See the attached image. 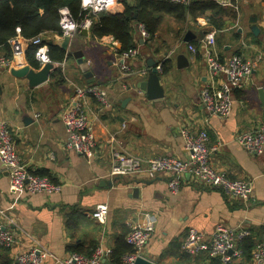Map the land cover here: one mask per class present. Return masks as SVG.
I'll use <instances>...</instances> for the list:
<instances>
[{"label":"crops","instance_id":"crops-1","mask_svg":"<svg viewBox=\"0 0 264 264\" xmlns=\"http://www.w3.org/2000/svg\"><path fill=\"white\" fill-rule=\"evenodd\" d=\"M236 21L216 32L203 18L188 19L178 35L175 24L166 22L153 40H142L135 24L131 35L138 56L131 61L133 71L147 68L150 60L167 63L160 76L164 95L148 100L138 84L148 77L139 74L124 76L119 72L118 42L111 37L93 39L78 34L75 40L84 42L83 54L90 67L93 83H88L71 57L62 64L53 63L48 80L30 87L27 78L12 76L11 70L29 66L25 55L19 65L0 74V122L11 128L16 152L33 175L46 176L61 186L57 194L29 195L21 192L15 198L8 195V175L0 164V227L16 235L12 249H0V264H13L12 257L31 246H41L57 258L76 252L89 255L101 244L114 248L124 240L143 214L155 221V230L143 253L153 264H220L207 253L189 256L180 245L188 228L209 237L218 224L233 231L250 233L252 247L264 242V153L251 156L235 140L242 132L254 130L264 123V0H238ZM124 8L116 4L107 13L121 14ZM254 18L255 23H250ZM166 24H169L166 26ZM255 26L258 31L252 32ZM215 32L214 52L220 60L239 55L245 60H257L256 67L244 87L233 93L230 115L224 119L207 116L200 101L206 85L217 86L220 77L210 78L199 52V41ZM54 36H49L48 43ZM188 41V42H186ZM26 48V43L22 41ZM198 48L196 54L188 46ZM11 46L0 48V57L9 56ZM70 64L69 62H71ZM185 61V62H182ZM70 64V66H69ZM184 64V67H181ZM68 65V66H67ZM96 85L106 93L108 108L89 105L92 130L100 156L92 160L65 149L67 139L59 119L74 86ZM206 131L210 146H219L211 156V165L229 179L244 180L252 185L247 201L224 195L191 182L188 175L177 194H171L167 177L153 180L138 177H109L111 150L142 160L171 156L187 159L180 129ZM108 207L104 224L91 217L96 206ZM43 264H54L46 260ZM231 264H252L249 253Z\"/></svg>","mask_w":264,"mask_h":264},{"label":"built area","instance_id":"built-area-1","mask_svg":"<svg viewBox=\"0 0 264 264\" xmlns=\"http://www.w3.org/2000/svg\"><path fill=\"white\" fill-rule=\"evenodd\" d=\"M124 0H81V10L85 12L82 21L77 22L67 9L59 11L60 35L44 33L32 39L30 44L37 46L34 58L39 67L53 63L48 56L49 36L74 38L80 30L90 31L92 20L90 16L101 12L110 11L116 4ZM132 2L135 0H125ZM171 4L189 5L193 0H165ZM224 8L237 12V2L232 0H212ZM141 39L148 40L149 36L143 25L138 27ZM11 57H0V74L20 64L18 59L25 54V48L20 38L9 42ZM215 32L206 34L199 41V52L204 60L210 78L220 77L217 86L206 85L200 92V101L207 116L220 119L228 117L232 111L233 93L244 87L252 76L257 60H245L239 55H231L225 60H220L214 52ZM192 54L198 48L189 45ZM116 53V51H114ZM138 56V48L117 54L118 69L124 76L139 74L146 76L148 69L142 68L133 71L131 61ZM163 63L156 65L155 70L162 74ZM96 102L99 108H108L106 93L96 85L74 86L73 92L65 108L61 111L59 119L67 135L65 149L74 152L87 160H92L99 155L97 142L92 130L89 105ZM187 159L180 160L171 156H163L142 160L138 157L126 155L119 151L111 150L109 177H138L143 180H153L157 175L167 177V187L171 194H177L184 183L183 178L188 175L191 182L197 183L207 189L221 191L227 197L247 201L252 194V185L244 180L229 179L211 165V156L219 146H210L206 131L191 132L188 129L179 130ZM236 142L251 156H261L264 153V125L261 124L254 130L242 132L235 138ZM0 164L8 175V195L15 198L21 192L29 195H52L61 191L59 184L52 183L47 177L30 174L19 158L11 128L6 122H0ZM108 215V207L104 204L96 206L91 217L100 224H104ZM264 232V224L261 227ZM155 230V221L148 214H143L139 224L125 236L126 244L132 253L121 258V264H134L138 258L143 257L148 241ZM250 233L244 229L235 231L218 224L211 235H206L197 229L188 228L180 245L181 251L189 256L207 253L211 258L217 259L220 264H231L243 253L241 243L249 238ZM16 244V235L10 229L0 227V249L10 250ZM112 248L99 244L90 257L80 254H70L64 258L55 257L49 250L41 246H31L24 251L17 252L12 257L13 264H43L52 260L54 264H101V260L111 256ZM252 264H264V242H259L252 249Z\"/></svg>","mask_w":264,"mask_h":264},{"label":"trees","instance_id":"trees-1","mask_svg":"<svg viewBox=\"0 0 264 264\" xmlns=\"http://www.w3.org/2000/svg\"><path fill=\"white\" fill-rule=\"evenodd\" d=\"M121 4L124 8L121 14L111 15L101 12L90 16L91 37L93 39L111 37L113 41L120 44L116 52L118 55L136 48L131 35L134 24L137 27L144 26L150 41L166 22L175 24L178 28L176 33L179 35L188 19L195 21L203 18L216 32L224 30L237 19L236 12L230 8L221 7L212 0H193L189 5L171 4L165 0H135L133 5L124 0ZM80 5L81 0H0V48H8L11 40L20 38L26 43L24 54L26 61L31 67L38 69L39 65L34 58L37 46L30 44V41L44 33L60 35L59 11L61 9H67L75 21H82L85 12L81 10ZM48 56L53 63L58 64H62L71 57L70 54H66L54 45H48ZM7 57L10 58L11 54ZM166 65L167 63H163L162 74L167 69ZM254 247L249 238L241 243L243 253L251 254ZM74 253L76 252L71 254ZM131 253L132 250L126 244L124 237V240H118L115 243L108 261L112 264H121V258ZM91 254L80 255L90 257Z\"/></svg>","mask_w":264,"mask_h":264},{"label":"water","instance_id":"water-1","mask_svg":"<svg viewBox=\"0 0 264 264\" xmlns=\"http://www.w3.org/2000/svg\"><path fill=\"white\" fill-rule=\"evenodd\" d=\"M130 3L131 5H133L134 1ZM250 23H255V19L252 18L250 20ZM257 31L258 29L255 26H253L252 32L256 34ZM78 35L82 37L83 39L88 38L89 32L87 30L82 29L79 31ZM48 44L59 47L65 53L71 52V55L76 60V63L78 64L79 69L83 73L84 78L88 81V83L94 82L90 67L83 54L84 42L82 41L79 42L75 40V37L74 38H70V37L62 38L59 36H54L53 40ZM182 62H185V61H182ZM156 65H157V61H153L149 59V61L147 62V68L150 69L149 75L146 78V80L140 82L137 86L138 89L146 95V98L148 100H157V99L162 98L164 95L163 88L160 85V76L155 70ZM181 67H184V64ZM53 68H54L53 63H49V64L43 65L40 68V70L37 72H34L29 66H23L19 70L12 69L10 72L12 76L16 78H27L29 86L33 88V87H36L38 85L45 83L48 80L49 74ZM259 94H260V102L264 106L263 93L259 91ZM101 264H112V263H110L106 259H103L101 260ZM134 264H153V263L146 259L138 258Z\"/></svg>","mask_w":264,"mask_h":264},{"label":"rangeland","instance_id":"rangeland-1","mask_svg":"<svg viewBox=\"0 0 264 264\" xmlns=\"http://www.w3.org/2000/svg\"><path fill=\"white\" fill-rule=\"evenodd\" d=\"M49 45V44H48ZM71 62H69L70 64H72V60H70ZM70 64H69V66H70ZM68 66V65H67Z\"/></svg>","mask_w":264,"mask_h":264}]
</instances>
